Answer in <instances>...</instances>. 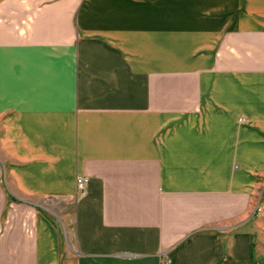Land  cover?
I'll use <instances>...</instances> for the list:
<instances>
[{"label": "crops", "instance_id": "crops-1", "mask_svg": "<svg viewBox=\"0 0 264 264\" xmlns=\"http://www.w3.org/2000/svg\"><path fill=\"white\" fill-rule=\"evenodd\" d=\"M0 162V264H264V0H0Z\"/></svg>", "mask_w": 264, "mask_h": 264}, {"label": "built area", "instance_id": "built-area-1", "mask_svg": "<svg viewBox=\"0 0 264 264\" xmlns=\"http://www.w3.org/2000/svg\"><path fill=\"white\" fill-rule=\"evenodd\" d=\"M5 174V167L2 162H0V176L2 177ZM88 182L87 176H81L77 178V188L80 193L84 192ZM262 208L258 205L255 209L256 213H260ZM169 261H166L165 264H168Z\"/></svg>", "mask_w": 264, "mask_h": 264}, {"label": "rangeland", "instance_id": "rangeland-1", "mask_svg": "<svg viewBox=\"0 0 264 264\" xmlns=\"http://www.w3.org/2000/svg\"><path fill=\"white\" fill-rule=\"evenodd\" d=\"M254 176L256 183L259 185V188L262 191V196L264 197V169L257 172V174H254Z\"/></svg>", "mask_w": 264, "mask_h": 264}]
</instances>
